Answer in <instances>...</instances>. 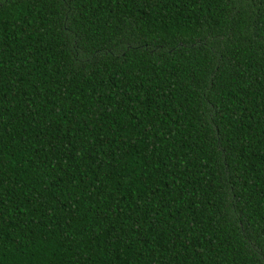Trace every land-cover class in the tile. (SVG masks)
I'll return each mask as SVG.
<instances>
[{"label": "trees", "instance_id": "trees-1", "mask_svg": "<svg viewBox=\"0 0 264 264\" xmlns=\"http://www.w3.org/2000/svg\"><path fill=\"white\" fill-rule=\"evenodd\" d=\"M0 264H264V0H0Z\"/></svg>", "mask_w": 264, "mask_h": 264}]
</instances>
